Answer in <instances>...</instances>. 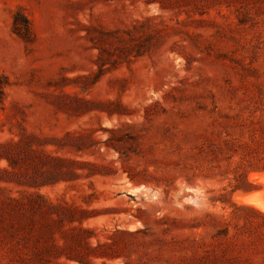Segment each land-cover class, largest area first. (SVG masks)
Here are the masks:
<instances>
[{
	"label": "rangeland",
	"instance_id": "rangeland-1",
	"mask_svg": "<svg viewBox=\"0 0 264 264\" xmlns=\"http://www.w3.org/2000/svg\"><path fill=\"white\" fill-rule=\"evenodd\" d=\"M262 167L264 0H0V264H264Z\"/></svg>",
	"mask_w": 264,
	"mask_h": 264
},
{
	"label": "bare ground",
	"instance_id": "bare-ground-1",
	"mask_svg": "<svg viewBox=\"0 0 264 264\" xmlns=\"http://www.w3.org/2000/svg\"><path fill=\"white\" fill-rule=\"evenodd\" d=\"M256 179L262 186L261 191L250 195H241L239 202L264 213V175L260 174Z\"/></svg>",
	"mask_w": 264,
	"mask_h": 264
},
{
	"label": "trees",
	"instance_id": "trees-1",
	"mask_svg": "<svg viewBox=\"0 0 264 264\" xmlns=\"http://www.w3.org/2000/svg\"><path fill=\"white\" fill-rule=\"evenodd\" d=\"M262 171H264V167H262ZM223 191L225 192V189H223ZM218 201H219V203H223L222 202L223 200L221 198Z\"/></svg>",
	"mask_w": 264,
	"mask_h": 264
}]
</instances>
